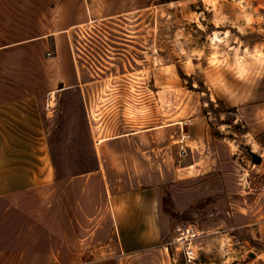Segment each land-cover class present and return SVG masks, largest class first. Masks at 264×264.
<instances>
[{"label":"rangeland","instance_id":"obj_1","mask_svg":"<svg viewBox=\"0 0 264 264\" xmlns=\"http://www.w3.org/2000/svg\"><path fill=\"white\" fill-rule=\"evenodd\" d=\"M82 14L68 36L81 85L52 93L47 123L56 176L73 191L93 169L94 119L180 132L165 138L178 168L159 186L160 238L115 264H185L186 246L187 264H264V0H84Z\"/></svg>","mask_w":264,"mask_h":264},{"label":"crops","instance_id":"obj_2","mask_svg":"<svg viewBox=\"0 0 264 264\" xmlns=\"http://www.w3.org/2000/svg\"><path fill=\"white\" fill-rule=\"evenodd\" d=\"M83 4L0 0V264H115L118 250L160 238L159 186L178 168L166 155V136L179 138L174 123L104 133L94 119L93 169L73 191L54 172L52 93L81 85L68 36ZM89 246L98 250L86 256Z\"/></svg>","mask_w":264,"mask_h":264},{"label":"built area","instance_id":"obj_3","mask_svg":"<svg viewBox=\"0 0 264 264\" xmlns=\"http://www.w3.org/2000/svg\"><path fill=\"white\" fill-rule=\"evenodd\" d=\"M187 136H188V134L185 133V134L182 135V138L183 137H187ZM179 142H181V144L179 143V146H178V149L176 151V154L178 156H181V155H183L185 153V148H184L185 144L181 140ZM192 251L193 250L191 248H189L188 246H186V248L183 250V258H184V263L185 264H187V262H192V259L194 257Z\"/></svg>","mask_w":264,"mask_h":264},{"label":"water","instance_id":"obj_4","mask_svg":"<svg viewBox=\"0 0 264 264\" xmlns=\"http://www.w3.org/2000/svg\"><path fill=\"white\" fill-rule=\"evenodd\" d=\"M247 152L250 154V158L253 162H259L260 161V156L258 154L253 153L250 151V149L247 148Z\"/></svg>","mask_w":264,"mask_h":264},{"label":"trees","instance_id":"obj_5","mask_svg":"<svg viewBox=\"0 0 264 264\" xmlns=\"http://www.w3.org/2000/svg\"><path fill=\"white\" fill-rule=\"evenodd\" d=\"M160 202H161V205H160L161 210L164 211V212H169L168 208L166 207V204H164V199L163 198H160Z\"/></svg>","mask_w":264,"mask_h":264}]
</instances>
